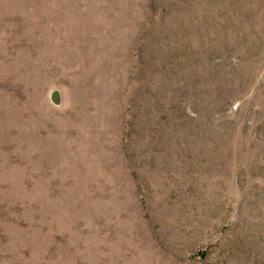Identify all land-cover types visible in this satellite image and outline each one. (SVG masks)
<instances>
[{
    "label": "rangeland",
    "instance_id": "obj_1",
    "mask_svg": "<svg viewBox=\"0 0 264 264\" xmlns=\"http://www.w3.org/2000/svg\"><path fill=\"white\" fill-rule=\"evenodd\" d=\"M0 264H264V0H0Z\"/></svg>",
    "mask_w": 264,
    "mask_h": 264
}]
</instances>
